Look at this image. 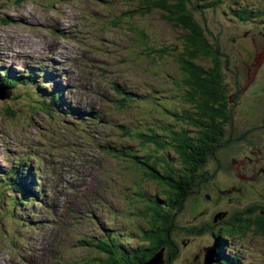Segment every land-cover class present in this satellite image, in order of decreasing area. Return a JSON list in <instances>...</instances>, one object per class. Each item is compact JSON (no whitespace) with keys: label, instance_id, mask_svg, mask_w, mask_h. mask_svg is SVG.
Listing matches in <instances>:
<instances>
[{"label":"rangeland","instance_id":"rangeland-1","mask_svg":"<svg viewBox=\"0 0 264 264\" xmlns=\"http://www.w3.org/2000/svg\"><path fill=\"white\" fill-rule=\"evenodd\" d=\"M196 1L206 5L197 12L198 19L214 32L230 59L227 77L231 81L234 107L233 130L227 136H234L233 144L238 149L228 155L229 165L230 157L255 158L257 151L247 149L246 145L252 143L256 147L258 138L248 132L242 133L247 131L246 125L254 123L253 120L264 113V22L259 18L242 21L231 7L238 1L248 9L264 10V0ZM134 8L133 0H0V78L5 76L6 70L17 79L30 73L33 77L29 80L30 85L22 84L24 79L19 80L20 87L9 89L11 97L0 99V173L25 161L22 168L35 172L43 190L42 193L39 190V201L26 202L22 211L16 208L14 213L15 204L10 200L11 206L7 205L8 194L0 193V264H89L92 260L86 257L90 250L81 246L80 241L100 235L103 229L116 234L119 231L123 239L135 235L128 236L130 227H136L130 205L136 199V182H143L148 194L159 191L156 184L144 182L146 177L142 172L134 173L122 157L111 151L123 146L137 149L138 143L125 134L127 128L142 130L155 127L164 120L173 123L174 116L161 115L158 106L175 111L187 107L182 101V92L174 85L182 78L176 63L168 56L144 58L137 39L141 29L157 47H164L178 41L177 29L157 13L132 14ZM16 53L22 57L14 56ZM58 89L62 90L66 104L85 110L84 115L95 109L100 119L84 120L83 124L64 113L50 116L34 108L37 107L34 100L30 102L37 98L31 90L43 91L51 98ZM117 89L134 93L137 100L120 105ZM5 90L7 88L0 87V94H5ZM76 119L80 120V117ZM241 135H245V139ZM154 148L157 155L164 151ZM221 155L218 153V157ZM217 166L214 161L208 167L216 173ZM222 171L215 176L216 181L222 180L223 176L236 181L238 176L233 175L232 169ZM253 203H264V189H256V194L248 193L244 197L243 206ZM194 218L190 200L179 215L178 223L182 227L197 226L199 220ZM114 220L116 226L109 224ZM175 239L181 250L174 264H205L204 250L215 242L209 232L190 235L179 231ZM242 240H234L242 253L240 264H264V238L251 232L246 241ZM184 241L189 243L184 245ZM131 242L136 243L135 239ZM235 251L239 252L236 247L231 248L233 255ZM195 255H200L197 261H194Z\"/></svg>","mask_w":264,"mask_h":264},{"label":"trees","instance_id":"trees-1","mask_svg":"<svg viewBox=\"0 0 264 264\" xmlns=\"http://www.w3.org/2000/svg\"><path fill=\"white\" fill-rule=\"evenodd\" d=\"M133 2L135 8L132 14L146 16L157 13L168 25L177 29L178 41L164 47H157L151 37L141 29L137 32V39L140 43V54L144 58L151 60L155 56L163 58L168 56L176 63L182 78L174 82V85L182 92L181 98L187 107L175 111L167 106H158L157 110L161 115L174 116L173 123L164 120L161 124H155V127L142 130L127 128L125 134L138 143L137 149L121 147L111 150L122 157L127 167L134 170V173L142 172L146 177L144 182L154 183L159 189L157 193L148 194L143 188V182H136V199L130 203L133 221L136 223V227L130 228V235L132 233L135 235L123 239L119 231L116 234L103 229L100 235L79 243L90 250V255L86 257L87 260H92L89 264H143L158 252H162L163 264H174L181 250L175 239L179 231L190 235L209 232L220 246L215 264H240L241 253L233 255L228 243L234 242L236 238L247 240L251 232L264 238V203H253L245 207L241 199L240 203H230L228 209L235 210L230 214L218 213L208 220H199L197 226L191 225L190 228L182 227L178 223L179 215L190 200L192 209L191 198L198 196L203 188L208 189L212 182L229 180V177L222 175L223 179L216 181L215 176L223 171L215 174L208 166L215 161L213 158L215 152L221 148L230 150L236 146L233 144L234 136L230 138L227 136L228 132L233 130L234 107L230 90L231 81L227 77L230 59L214 32L205 28L198 19L197 12L206 5L203 6L196 0H133ZM254 13L256 12L253 10L250 12L244 9L237 15L248 18ZM256 16L264 22V10H257ZM8 74L5 73L4 78L0 79V86L18 87L21 79H24L22 84L30 85L31 81L28 80L33 78L26 75L17 79ZM31 91L36 95V100L42 108L60 112L64 106L62 90H55L52 99L43 91L39 93ZM116 92L121 96L118 101L120 105L135 98L137 100V96L132 92L126 93L119 89ZM263 114L255 118L254 123L258 124ZM91 116L96 118L97 115L91 112ZM248 127L249 124L245 126L247 131L242 134L248 132L255 135V138L264 135V129L260 130L259 126L253 131H248ZM241 136L245 139V135ZM248 139L247 134L246 140ZM260 141L263 142L262 139ZM153 148L155 151L158 149L164 151L157 155ZM219 161L223 160L219 158ZM222 163H219V166H222ZM22 167L23 163L0 174V183L5 185L4 190H10L11 201L19 206L25 204L24 201L27 199L37 198L35 192L38 186L32 174L27 173ZM31 194H34L33 198H30ZM232 197L235 199V194ZM192 212L194 213L193 209ZM109 224L116 226L117 222L114 220ZM132 237L135 238V244L126 241ZM186 242H183L184 245L189 243ZM197 259L195 255L194 261Z\"/></svg>","mask_w":264,"mask_h":264},{"label":"flooded vegetation","instance_id":"flooded-vegetation-1","mask_svg":"<svg viewBox=\"0 0 264 264\" xmlns=\"http://www.w3.org/2000/svg\"><path fill=\"white\" fill-rule=\"evenodd\" d=\"M236 5H239L240 9L245 8L244 4L241 2L235 1V6ZM231 9L234 12L237 11V9L235 10L234 7H231ZM246 20L249 21L253 19L248 18ZM256 123L249 124L248 131H253V129L257 128L258 126L260 127V130L264 129V114L263 116H261L259 123ZM256 137L259 141L256 147L252 143L246 145L247 149H254L255 151H257V154H255V158L246 155L243 159H238L237 157H230V166L228 155L231 156V154L236 153L235 150L238 149V147L234 146L230 150L227 148H221L220 150L215 152L213 158L215 161L218 162V169H216L217 172L215 174L227 168L228 170L232 169L233 175H237L238 177L234 182L231 180H228L226 182H212L208 189L206 187L203 188V191L198 194V196L195 195V197L191 198L193 199L192 209L197 220L205 221L208 220V217H214L216 214H221L222 212L230 214L235 211H230L228 209L229 205H231L230 203H240L241 199L242 201H244V197L248 193L256 194V189H264V135L261 134ZM260 139H262L263 142L260 141ZM227 151L229 152V154ZM218 153L222 154L221 157H218ZM219 158L221 159V161L223 160V163L219 161ZM219 163H222L223 165L219 166ZM233 194H235L236 196L235 199L232 197ZM205 197L208 201L205 200ZM223 207H225L227 210H223ZM214 208L217 209L216 212H214ZM199 256L200 255H197L198 259Z\"/></svg>","mask_w":264,"mask_h":264},{"label":"bare ground","instance_id":"bare-ground-1","mask_svg":"<svg viewBox=\"0 0 264 264\" xmlns=\"http://www.w3.org/2000/svg\"><path fill=\"white\" fill-rule=\"evenodd\" d=\"M57 25V24H56ZM58 25H60V24H58ZM63 35V34H62ZM110 39V38H109ZM108 39V40H109ZM124 39V38H123ZM45 40V39H44ZM122 40V39H121ZM132 40V39H131ZM45 42V41H44ZM104 43V42H103ZM45 44V43H44ZM108 45V44H107ZM41 46V45H40ZM5 47V46H4ZM65 47V46H64ZM39 50V49H38ZM113 50V49H112ZM90 51V50H89ZM2 53V52H1ZM20 53V52H19ZM88 53V52H87ZM87 53H86V56H88L87 55ZM56 54V53H55ZM14 56H16V57H22V56H19L17 53L14 55ZM92 56V55H91ZM90 56V57H91ZM139 56V55H138ZM33 57V56H32ZM57 57V56H56ZM65 57V56H64ZM89 57V56H88ZM30 58H31V56H30ZM58 58V57H57ZM140 58V57H139ZM3 59V58H2ZM83 59V58H82ZM97 60V59H96ZM143 60V59H142ZM7 61V60H6ZM44 61V60H43ZM66 61V60H65ZM21 62V61H20ZM82 62V61H81ZM90 62V61H89ZM58 63V62H57ZM68 63V62H67ZM83 63H84V60H83ZM99 63V62H98ZM106 63V62H105ZM34 64V63H33ZM88 64V63H87ZM142 64V63H141ZM140 64V65H141ZM35 65V64H34ZM57 65V64H56ZM96 65V64H95ZM94 65V66H95ZM70 66H72V65H70ZM138 66V65H137ZM23 67V66H22ZM51 67V66H50ZM68 67V66H67ZM74 67V66H73ZM20 68V67H19ZM67 69V68H66ZM96 69V68H95ZM2 70V69H1ZM16 70V69H15ZM35 70V69H34ZM109 70V69H108ZM44 71V70H43ZM87 71V70H86ZM89 71V70H88ZM105 71V70H104ZM57 72V71H56ZM94 72V71H93ZM103 72V71H102ZM107 72V71H106ZM75 73V72H74ZM80 73V72H79ZM83 73V72H82ZM108 73V72H107ZM81 74V73H80ZM86 74H87V72H86ZM93 74V73H92ZM75 75V74H74ZM91 75V74H90ZM96 75V74H95ZM105 75H106V73H105ZM62 76V75H61ZM82 76V75H81ZM87 76V75H86ZM72 77V76H71ZM89 77V76H88ZM92 77V76H91ZM95 77V76H94ZM53 78V77H52ZM76 78V77H75ZM78 78V77H77ZM69 79V78H68ZM86 79V78H85ZM88 79H90V78H88ZM16 80V79H15ZM78 80V79H77ZM119 80V79H118ZM117 80V81H118ZM29 81V80H28ZM55 81V80H54ZM65 81V80H64ZM94 81V80H93ZM1 82V81H0ZM5 81H3V83H4ZM10 82V81H9ZM23 82V81H22ZM21 82V83H22ZM73 82H75V81H73ZM89 82V81H88ZM90 82H92V81H90ZM125 82V81H124ZM53 83V82H52ZM119 83V82H118ZM1 84V83H0ZM14 84V83H13ZM151 84V83H150ZM4 85V84H3ZM67 85V84H66ZM73 85H75L74 83H73ZM49 86V85H48ZM76 86H77V84H76ZM90 86V85H89ZM20 87V86H19ZM94 87V86H93ZM126 87H130V86H126ZM152 87V86H151ZM64 88V87H63ZM77 88V87H76ZM91 88V87H90ZM168 88V87H167ZM166 88V89H167ZM93 89V88H92ZM136 89V88H135ZM160 89V88H159ZM169 89V88H168ZM73 90H75V89H73ZM76 90H78V89H76ZM86 90H88V89H86ZM158 90V89H157ZM122 91V90H121ZM123 91H125V90H123ZM142 91V90H141ZM144 91V90H143ZM154 91V90H153ZM91 92V91H90ZM135 92V91H134ZM149 92V91H148ZM82 93V92H81ZM108 93V92H107ZM76 94V93H75ZM83 94V93H82ZM85 94H86V92H85ZM141 94V93H140ZM77 95V94H76ZM91 95V94H90ZM89 95V96H90ZM93 95V94H92ZM149 95V94H148ZM145 96V95H144ZM13 98V97H12ZM73 98V97H72ZM76 98H77V96H76ZM80 98V97H79ZM86 98V97H85ZM150 98V97H149ZM52 99V98H51ZM88 100V99H87ZM160 100V99H159ZM140 101V100H139ZM143 101V100H142ZM156 101V100H155ZM80 104V103H79ZM89 104H90V102H89ZM92 104V103H91ZM94 104V103H93ZM98 104H100V103H98ZM82 108V107H81ZM84 108V107H83ZM82 108V109H83ZM92 108V107H91ZM99 108V107H98ZM125 108V107H124ZM79 109V108H78ZM101 109V108H100ZM95 110V109H94ZM110 116V115H109ZM104 117V116H103ZM115 118V117H114ZM118 118V117H117ZM152 118V117H151ZM146 119H148V118H146ZM72 120V119H71ZM149 120H151V119H149ZM113 121H114V119H113ZM115 121H118V120H115ZM77 122V121H76ZM104 122V121H103ZM69 124V123H68ZM142 124V123H141ZM93 125V124H92ZM72 126V125H71ZM84 126V125H83ZM103 126V125H102ZM87 127V126H86ZM91 127V126H90ZM72 128V127H71ZM90 129V128H89ZM93 129H95V127L94 128H92V130ZM78 130V129H77ZM94 131V130H93ZM97 131V130H96ZM23 132V131H22ZM79 132V131H78ZM105 132V131H104ZM102 133V132H101ZM18 134H19V132H18ZM25 134V133H24ZM27 134V133H26ZM87 134V133H86ZM93 134V133H92ZM6 135V134H5ZM15 135V134H14ZM98 135H100V134H98ZM17 136V135H16ZM26 136V135H25ZM89 136V135H88ZM91 136V135H90ZM93 136H95V135H93ZM20 137V136H19ZM107 137V136H106ZM21 138H22V136H21ZM25 139V138H24ZM94 139V138H93ZM98 139V138H97ZM80 140V139H79ZM24 140L22 139V142H23ZM96 141V140H95ZM111 141V140H110ZM15 142V141H14ZM18 142V141H17ZM60 142V141H59ZM80 142V141H79ZM98 142V141H97ZM96 142V143H97ZM13 143V142H12ZM20 143V142H19ZM101 143V142H100ZM38 145V144H37ZM18 146V145H17ZM26 146H28V145H26ZM70 146V145H69ZM78 146V145H77ZM82 146V145H81ZM24 147V146H23ZM23 147H21V149L23 148ZM65 147V146H64ZM118 147V146H117ZM124 147V146H123ZM1 148V147H0ZM36 148V147H35ZM103 148V147H102ZM40 149V148H39ZM76 149V148H75ZM24 150V149H23ZM32 150V149H31ZM37 150V149H36ZM71 150V149H70ZM4 151H6V150H4ZM8 151V150H7ZM29 151V150H28ZM73 151V150H72ZM82 151V150H81ZM64 152V151H63ZM33 153V152H32ZM61 153V152H60ZM81 153V152H80ZM2 154H4V153H2ZM29 154H30V152H29ZM41 154H43V153H41ZM17 155V154H16ZM19 155V154H18ZM36 156V155H35ZM50 156V155H49ZM68 156H71V155H68ZM99 156V155H98ZM39 157V156H38ZM61 157V156H60ZM1 158V157H0ZM3 158V157H2ZM48 158V157H47ZM52 158V157H51ZM82 158V157H81ZM94 158H96V157H94ZM13 159V158H12ZM17 159V158H16ZM63 159H65V158H63ZM71 159V158H70ZM1 160H3V159H1ZM7 160V159H6ZM10 160V159H9ZM52 160V159H51ZM75 160H76V157H75ZM50 161V160H49ZM73 161V160H72ZM18 162V161H17ZM16 162V163H17ZM25 162V161H24ZM28 162V161H27ZM33 162V161H32ZM45 162H46V160H45ZM58 162V161H57ZM62 162V161H61ZM68 162V161H67ZM1 163V162H0ZM39 163V162H38ZM71 164H72V162H70ZM94 163V162H93ZM9 164V163H8ZM18 164V163H17ZM29 164V163H28ZM48 164V163H47ZM51 164V163H50ZM64 164V163H63ZM66 164V163H65ZM78 163H76V165H77ZM91 164V163H90ZM9 165H11V164H9ZM37 165V164H36ZM35 165V166H36ZM39 165V164H38ZM42 165V164H41ZM45 165V164H44ZM53 165V164H52ZM74 164H72V166H73ZM40 166V165H39ZM56 166V165H55ZM54 166V167H55ZM63 166V165H62ZM59 167V166H58ZM69 167V166H68ZM81 167V166H80ZM79 167V168H80ZM32 168V167H31ZM41 168V167H40ZM44 168V167H43ZM78 168V167H77ZM45 169V168H44ZM49 169H50V167H49ZM59 169V168H58ZM46 170H47V168H46ZM51 170H53V169H51ZM57 170V169H56ZM63 170V169H62ZM61 170V171H62ZM72 170V169H71ZM96 170V169H95ZM98 170V169H97ZM48 171V170H47ZM47 171H45V173L47 172ZM50 171V170H49ZM73 172V171H72ZM97 172V171H96ZM39 173V172H38ZM82 173V172H81ZM85 173V172H84ZM90 173V172H89ZM98 173V172H97ZM8 174H9V172H8ZM53 174V173H52ZM74 175H75V172L73 173ZM87 174V173H86ZM48 175V174H47ZM46 175V176H47ZM59 175V174H58ZM57 175V176H58ZM79 175V174H78ZM84 175V174H83ZM49 176V175H48ZM60 176V175H59ZM81 176V175H80ZM41 177V176H40ZM96 177H98V176H96ZM1 178V177H0ZM3 178V177H2ZM53 178V177H52ZM63 178V177H62ZM90 178V177H89ZM54 179V178H53ZM52 179V180H53ZM81 179V178H80ZM55 180V179H54ZM101 181V180H100ZM6 182V181H5ZM54 182V181H53ZM53 182H52V184H53ZM78 182V181H77ZM89 182V181H88ZM87 182V183H88ZM91 182V181H90ZM81 183V182H80ZM96 183V182H95ZM65 184V183H64ZM90 184V183H89ZM109 185V184H108ZM61 187V186H60ZM79 187V186H78ZM9 188V187H8ZM47 188V187H46ZM66 188V187H65ZM73 188V187H72ZM94 188V187H93ZM101 188V187H100ZM50 189V188H49ZM83 189V188H82ZM97 189V188H96ZM54 190V189H53ZM60 190V189H59ZM24 191V190H23ZM65 191H66V189H65ZM64 191V192H65ZM98 191V190H97ZM96 191V192H97ZM46 193V192H45ZM54 193V192H53ZM69 193V192H68ZM83 193V192H82ZM85 193V192H84ZM22 194V193H21ZM52 194V193H51ZM50 194V195H51ZM63 194V193H62ZM67 194V193H66ZM75 194V193H74ZM81 194V193H80ZM101 194V193H100ZM59 195V194H58ZM91 195V194H90ZM106 195H108V194H106ZM21 196V195H20ZM53 196V195H52ZM60 196H61V194H60ZM75 196H77V194L75 195ZM81 196V195H80ZM55 197V196H54ZM67 197V196H66ZM71 197V196H70ZM93 197V196H92ZM97 197V196H96ZM79 198V197H78ZM82 198V197H81ZM83 199V198H82ZM81 199V200H82ZM94 199V198H93ZM98 199V198H97ZM59 200V199H58ZM69 200V199H68ZM85 200V199H84ZM101 200V199H100ZM54 201V200H53ZM74 201V200H73ZM95 201V200H94ZM51 202V201H50ZM84 202V201H83ZM98 202V201H97ZM23 203V202H22ZM36 203V202H35ZM86 203V202H85ZM90 203H92V202H90ZM93 204H94V202H93ZM90 205V204H89ZM99 205V204H98ZM35 206H37L36 204H35ZM65 206V205H64ZM103 206V205H102ZM38 207V206H37ZM88 207V206H87ZM93 207V206H92ZM35 208V207H34ZM67 208V207H66ZM70 208V207H69ZM74 208V207H73ZM79 208V207H78ZM98 208V207H97ZM105 208V207H104ZM29 209V208H28ZM51 209V208H50ZM68 209V208H67ZM67 209H65V210H67ZM35 210V209H34ZM33 210V211H34ZM53 210V209H52ZM75 210V209H74ZM80 210V209H79ZM85 210V209H84ZM48 211V210H47ZM104 211H105V209H104ZM103 211V212H104ZM108 211V210H107ZM110 211V210H109ZM50 212V211H49ZM48 212V213H49ZM67 212H68V210H67ZM36 213V212H35ZM46 213V212H45ZM59 213V212H58ZM66 213V212H65ZM34 214V213H33ZM64 214V213H63ZM67 214V213H66ZM86 214V213H85ZM48 215V214H47ZM68 215V214H67ZM71 215V214H70ZM104 215V214H103ZM52 216H53V214H52ZM100 217H102V216H100ZM23 218V217H22ZM48 218V217H47ZM51 218V217H50ZM59 218V217H58ZM96 218V217H95ZM52 219V218H51ZM64 219V218H63ZM40 220V219H39ZM38 220V221H39ZM61 220V219H60ZM66 220V219H65ZM98 220V219H97ZM29 221V220H28ZM89 221V220H88ZM104 221V220H103ZM24 223V222H23ZM69 223V222H68ZM72 223V222H71ZM79 223V222H78ZM110 223V222H109ZM17 224V223H16ZM42 224V223H41ZM70 224V223H69ZM83 224V223H82ZM108 224V223H107ZM48 225V224H47ZM56 225V224H55ZM105 225V224H104ZM109 225V224H108ZM82 226V225H81ZM43 227V226H42ZM46 227V226H45ZM48 227V226H47ZM54 227V226H53ZM25 228V227H24ZM26 229V228H25ZM31 229V228H30ZM40 229V228H39ZM45 229V228H44ZM57 229V228H56ZM93 229H95L94 228V226H93ZM21 230V229H20ZM24 231V230H23ZM37 231V230H36ZM59 231V230H58ZM33 232H35V229H34V231ZM44 232V231H43ZM42 232V233H43ZM113 232V231H112ZM46 234V233H45ZM37 234L35 233V236H36ZM44 237H45V235H44ZM49 237V236H48ZM37 238V237H36ZM35 237H34V239H36ZM39 238V237H38ZM25 239H27V238H25ZM33 239V240H34ZM41 239V238H40ZM32 240V239H31ZM112 240V239H111ZM32 242V241H31ZM43 242V241H42ZM33 243V242H32ZM36 243V242H35ZM38 243V242H37ZM34 244V243H33ZM30 245V244H29ZM39 245V244H38ZM41 245V244H40ZM46 245H47V243H46ZM30 246H32V245H30ZM42 246V245H41ZM23 247V246H22ZM38 248V247H37ZM30 249V248H29ZM43 249V248H42ZM50 249V248H49ZM25 251V250H24ZM36 250H34V252H35ZM39 251V250H38ZM40 252V251H39ZM38 252V253H39ZM22 253V252H21ZM54 253V252H53ZM29 254V253H28ZM40 254V253H39ZM7 255V254H6ZM31 255V254H30ZM29 255V256H30ZM26 256V255H25ZM42 256V255H41ZM34 259V258H33ZM14 260V259H13ZM30 260V259H29Z\"/></svg>","mask_w":264,"mask_h":264},{"label":"water","instance_id":"water-1","mask_svg":"<svg viewBox=\"0 0 264 264\" xmlns=\"http://www.w3.org/2000/svg\"><path fill=\"white\" fill-rule=\"evenodd\" d=\"M9 96H4L0 94V99H5ZM217 253L214 246L206 248L205 254V264H215ZM143 264H163L162 252L156 253L150 260L145 261Z\"/></svg>","mask_w":264,"mask_h":264}]
</instances>
